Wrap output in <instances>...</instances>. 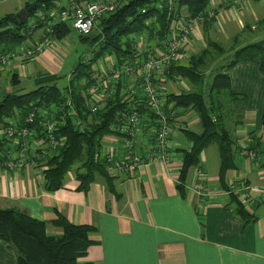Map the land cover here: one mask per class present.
<instances>
[{"label":"trees","instance_id":"trees-1","mask_svg":"<svg viewBox=\"0 0 264 264\" xmlns=\"http://www.w3.org/2000/svg\"><path fill=\"white\" fill-rule=\"evenodd\" d=\"M59 2L60 0H25L23 7H33L28 12V17L33 16L37 9H41L48 20L51 19L52 13L57 12ZM157 2L159 3L160 0H128L113 13L104 15L97 29L90 35H79L80 41L89 43L91 46L97 45V47L92 50L86 61L80 62L79 66L71 72L69 82L61 89L57 84L60 76H51L48 77L49 80L38 81L34 89L22 92V88H17L20 83L17 72L11 74V91L0 95V125L4 124L5 119L9 117H16L22 123L24 117L34 108L49 109L54 106L50 110L53 114L52 118L61 122L56 135L66 137V142L54 150L51 157L45 159L44 188L46 190L55 191L63 187L67 180V171L73 170L75 179L79 181L76 190L87 192L90 184L97 177H101L108 192L118 196L115 176L107 171V165L104 158L100 156V150L105 136H123L116 127L124 123L135 100L128 94H121L120 86L117 85L116 93L111 95V99L96 112H90L85 105L83 92L95 83L96 69L91 67V62H96L106 53L115 57V68L124 63H132L135 52L128 40L129 34L143 33L147 30L152 38L158 26V34L163 36L169 26L170 15H176L184 6L187 7L185 15L188 18L198 16L203 18L205 33L209 25L215 22L214 17H210L206 11L209 0H177L174 12L171 14H168L167 5L159 8ZM142 9H145V12H142ZM28 20L23 23L16 13H7L0 17V48L2 50H11L30 36L31 27ZM41 27L43 24L36 21L33 30ZM50 27L54 38L58 40L65 37L71 29L69 24L61 22L53 23ZM206 38L208 47L196 54H191L186 63L171 64L168 70L169 80L184 79L187 89L180 92L169 91L164 94L165 108L172 104L173 109H182L176 113V116L180 115V119L183 120L175 123L172 119L170 125L189 143L188 147L172 149L179 151L182 156L175 185L181 197H185V186L193 169L200 167L201 152L211 143L216 144L219 155V182L222 187L229 189L226 184V174L236 167L235 155L239 147L235 136L224 123V100L229 104L232 103L233 107H229L230 111L235 108L240 111L242 100L231 90L228 71L239 62H253L264 73L263 38L236 48L229 62L219 65L210 81H206L203 69L207 64L209 51L213 49L217 55L224 53V49L216 40L209 36ZM191 86L192 90H190ZM69 98L72 106L67 104ZM137 109L141 114L147 112L142 105H138ZM189 110L194 111L199 117L198 130L187 126L185 118ZM76 118L80 121L79 125H75ZM262 123L264 124V110ZM253 133L252 130L248 135L250 138L247 146L255 151L254 162H257L261 160V157L264 158V142H261L260 137H256ZM8 147L7 141L0 136V161L5 158ZM263 162L261 164L264 165ZM76 163L78 164L75 165ZM229 194L235 203L234 213L239 216L244 225L256 220V217L243 207L236 194L233 192ZM48 224L57 227L61 232L47 233ZM96 230V227L90 224L72 223L59 213L53 221L47 223L15 206L0 208V239L10 244L15 250L16 264H96L80 261V258L87 254L88 247L95 243L90 236Z\"/></svg>","mask_w":264,"mask_h":264},{"label":"crops","instance_id":"crops-1","mask_svg":"<svg viewBox=\"0 0 264 264\" xmlns=\"http://www.w3.org/2000/svg\"><path fill=\"white\" fill-rule=\"evenodd\" d=\"M6 1L0 0V4ZM15 1L23 7L25 0ZM240 1L239 15H234V19L233 16L230 19L232 13L223 3L219 5L217 15H221L225 27L227 23H235L239 16L244 18V23L258 21L256 6L262 9L264 2L259 1L262 5L255 2V5L254 0ZM242 31L239 27L236 33L239 35ZM20 68L24 67L13 63L9 69H0V87L10 90V78L4 79L2 84V73L11 75L13 69H17L21 79L24 72ZM47 68L54 73L53 68ZM228 73L231 90L242 100L241 120L234 134L239 147L235 155L236 167L226 174V184L229 188L233 183V188L227 190L219 182V155L216 145L210 144L200 154V167L207 176L205 186L214 194L199 196L185 186V197H181L175 185L182 156L172 149L188 147L189 143L176 132L170 163L148 161L133 178L115 176L118 196L108 192L101 177L90 184L87 192L76 190L78 181L74 178L57 190L48 191L33 170H6L0 164V208L15 206L47 223L59 213L72 223L95 226L97 230L90 236L95 243L88 247L80 261L96 264H264V205H251L249 213L256 220L244 225L234 213L235 203L229 194H236L242 182L264 185V166L263 174L257 173L256 164L245 161L239 151L249 142L252 130L253 135L264 142V73L253 62H239ZM43 77L51 76L45 74L34 82ZM191 126L193 124H189V128ZM192 174L193 171L190 177ZM46 232L57 234L61 230L48 224ZM16 262L13 247L0 239V264Z\"/></svg>","mask_w":264,"mask_h":264},{"label":"built area","instance_id":"built-area-1","mask_svg":"<svg viewBox=\"0 0 264 264\" xmlns=\"http://www.w3.org/2000/svg\"><path fill=\"white\" fill-rule=\"evenodd\" d=\"M127 1L60 0L57 12L52 13L51 19L48 20L43 11L37 9L33 17L28 20L29 27H31L29 33L35 31L33 28L36 26V21H40L43 24L41 28L46 32L45 36L42 39L27 37V46L21 42L11 50L0 48V69H6L14 62L23 63L37 58L54 40L51 24L67 23L78 35L85 36L98 27L103 14L113 13ZM232 5L235 7L237 0H234ZM141 11L145 12V9ZM182 16L170 15L169 26L163 36L158 34V28L154 30L152 51L144 48L147 38L144 32L130 33L129 38L136 51V58L132 63H124L116 68L114 59L113 61L109 59L111 65L109 74L102 72L95 76L94 85L86 92L85 105L90 112H96L105 103V98L116 90L119 83L122 85L128 79L133 81L127 86L126 94L132 96L135 103L124 123L116 127L123 133V136H106L100 150V156L104 158L110 175L124 179L133 178L148 161H161L167 165L170 163L171 151L169 149L172 148V139L176 133L170 122L172 119L175 123L183 120L180 119V115L176 116V113L182 109H173L172 104L164 107V86L157 85L156 80H165L170 65L182 62L188 52L193 49L194 42L199 39V30L196 26L198 17L183 20ZM143 53L146 58L138 60ZM136 79L137 81H134ZM176 83L180 91L187 89L183 80ZM138 105H142L147 112L141 114L137 109ZM193 112L192 110L187 111L185 121ZM79 124L80 121L76 118L75 125ZM37 129H41L48 137L47 143L36 138ZM55 130L56 121L40 108H34L29 112L22 123L16 117L5 119V123L0 125V136L7 141L9 147L6 149L5 158L0 161L1 166L12 171L21 169L27 171L30 168L45 170V159L51 157L53 151L65 143L64 138L59 139L54 135ZM240 154L249 162L256 158L255 151L249 149L247 145L240 148ZM206 180V173L201 167H196L186 187L199 196H210L214 192L205 186ZM233 187L234 184L231 183L229 188ZM219 193L222 191L219 190ZM236 194L245 209L250 210L251 205H264V185L253 186L242 182Z\"/></svg>","mask_w":264,"mask_h":264},{"label":"rangeland","instance_id":"rangeland-1","mask_svg":"<svg viewBox=\"0 0 264 264\" xmlns=\"http://www.w3.org/2000/svg\"><path fill=\"white\" fill-rule=\"evenodd\" d=\"M233 1L234 0H209V4L207 6L206 11L210 17H214L215 22L213 24L209 25V27H208L209 29L205 33L204 32L205 22L201 16H198V22L196 23V26H198V30H199V39L194 42L195 46H193V49L188 52L187 57L184 60H182V63H186L191 54H196L201 49H205L206 47H208L206 37L209 36L211 39L216 40L221 45V47L224 49V53L222 55H217L215 50L211 49L209 51L208 58H207V64H206L205 68L203 69L205 72V75H206V81L207 80L210 81L215 69L219 65H223V64H226L229 62V60L231 59V54L233 53V51L236 48H238L244 44L250 43L247 41L252 40L251 42H253V41H256V40L258 41V40L264 38V7L261 9L259 6H256L255 15H259L257 22L246 21L244 23V18L239 16L238 18L235 19V23L232 22L230 25L227 23V27H225V23H224L221 15H217L218 14V7L220 4L223 3V5H225L226 8L229 9L230 12L232 13V15H229L230 19L232 18V16L234 19V17H235L234 15H239L241 1L237 0V5L235 7L232 5ZM259 1H261V0H254V2L253 1L252 2L257 3ZM262 1L264 2V0H262ZM175 2H177V0H171V1L160 0V2L158 3V7L160 8L162 5H167L168 14H171V12H174ZM256 3H255V5H257V4L262 5L261 2H259L257 4ZM250 5H252V4H250ZM262 6H264V5H262ZM232 7L235 9H233ZM21 8L22 7H20L15 0H8V1L0 4V16H3L7 13H17ZM230 8H232V9H230ZM186 13H187V7L184 6V7L180 8L179 13L177 12L176 15H183L182 16L183 20L193 19V18H188L187 15H184ZM31 17H33V16L31 15ZM31 17L27 16V20L28 19L30 20ZM170 18H168L169 22H170ZM154 21H156V19H154ZM147 24H149V23H147ZM239 27L243 31L239 32V35H238L236 32H237V28H239ZM157 28H158V26H157ZM96 29L97 28L93 29L90 32V34ZM45 34H46V32L43 28H41V29L38 28L35 31L30 32L29 37H31L32 39H36V38L42 39L43 36H45ZM90 34H88V35H90ZM144 34L147 36L146 41L145 42L143 41L144 42V48H147L150 51H152L153 46H154V41L152 38H150L147 30L144 31ZM54 40L51 43V45H48L41 52V54L37 58H35L34 60L23 62V63L14 62L16 64L21 65V67H24V68H20L24 73L22 74V78L20 79V83L17 86V88H22L21 89L22 92H28V91L34 89L36 86V82H34V79L35 78L40 79L45 74H48L50 76H55V77L60 76L57 84H58L60 89L63 88V86L67 85V83L69 82L71 72L73 70H75L76 67L79 66L80 62L86 61L90 57L92 50L97 47V45L91 46V44H89V43H85V42L80 41L79 35L73 29H70L69 33L65 37H63L61 40H58L56 38H54ZM128 40L130 41L131 46H132V40H130L129 36H128ZM27 41H28V39H25L22 42V44L24 46H27ZM145 43H146V47H145ZM239 43H244V44H239ZM18 44H20V43H18ZM133 50L135 52L134 53V59H135L136 58V51H135V49H133ZM145 58H146L145 53H143L142 55H140V57H138V60L145 59ZM109 59H111L113 61V59H115V57L113 55H106V53H105V55L100 57V59L97 60L96 62L95 61L91 62L92 63L91 67L96 69L95 76H97L98 74H100L102 72H106L109 74L110 66H111ZM12 64H10L7 67V69H9ZM27 66H28V68H27ZM47 67H49L50 69L53 68L52 71H54V73H51ZM17 71H18L17 69H13V72H17ZM49 73H51V74H49ZM2 75H3V78H1V82L3 84V82L5 81L4 79L10 78L11 75L9 73H6V72L2 73ZM37 76H39V77H37ZM46 80H49L48 77H43V80H40V81H46ZM181 80H184V79L178 78L177 81H170L168 78V74H167V77L165 80H163V81H160V80L157 81L156 80V83H157V85L164 86L163 93L166 94V92H169V91L180 92L176 82H181ZM134 81H137V79ZM132 82H133L132 80L128 79V80L124 81V83L122 85L120 83L118 84L120 86L121 94L127 93L126 88ZM137 86H138V84H137ZM2 89H5V88L0 87V91ZM116 90H117V86H116ZM190 90H192V86H191ZM7 91H11V89L9 90V88H8ZM115 91L111 95H114L116 93ZM111 95H109L108 97L105 98L106 99L105 103L107 102V100L111 99ZM70 101H71L70 98L67 99V104L72 106V103ZM236 101H238V100H236ZM105 103L102 105V107L105 105ZM224 103H225L224 109H223V113H224V117H225L224 123H225L227 129H229L234 136L236 129H238V126H239L238 121H240V111L236 108L233 109L232 111H230L229 107L230 106L233 107L232 103L229 104L225 100H224ZM53 108H54V106L50 107L49 109L48 108H40V109H42V111H45L47 113V115L49 117H51V119L56 121V130L54 131V135L59 139L64 138L65 142H66L65 136H63V135L57 136L56 135V134H58V132H57L58 125L60 126L61 122L57 121L55 118H52L53 114L50 113V110H52ZM187 121H188V127H189V124H193V126H191V127H193L195 130L199 129V127H200L199 126V117L196 113H194V112L190 113L189 117L187 118ZM36 133H37L36 134L37 139H42L45 143L48 142V137L45 136L44 132H42L41 129H37ZM104 138H103V142H105ZM235 138H236V142H237L238 138L237 137H235ZM211 145H216V144L211 143ZM244 160L247 161L248 163L256 164V168L254 170L257 171V173L259 172V173L263 174L262 169H263L264 165L261 164L260 161L249 162L245 157H244ZM77 164L78 163H76L75 165H77ZM29 170H33L35 172L36 178L40 179L42 181L43 186H44V184H45L44 169L42 171H40L39 168H30L27 171H29ZM72 178L75 179L73 170L67 171V180L66 181L71 180ZM78 184H79V181H78ZM261 205H263V204H261Z\"/></svg>","mask_w":264,"mask_h":264},{"label":"water","instance_id":"water-1","mask_svg":"<svg viewBox=\"0 0 264 264\" xmlns=\"http://www.w3.org/2000/svg\"><path fill=\"white\" fill-rule=\"evenodd\" d=\"M33 9L32 6H29L28 8L22 7L17 13L16 16L19 18V20H21L23 23L26 22L27 20V16H28V12L31 11ZM6 90L2 89L0 91V95H5Z\"/></svg>","mask_w":264,"mask_h":264},{"label":"bare ground","instance_id":"bare-ground-1","mask_svg":"<svg viewBox=\"0 0 264 264\" xmlns=\"http://www.w3.org/2000/svg\"><path fill=\"white\" fill-rule=\"evenodd\" d=\"M103 15H107V14H103ZM100 20H101V19H100ZM100 20H99V22H100ZM24 40H25V39H24ZM24 40H23V41H24ZM23 41H22V42H23ZM87 91H88V90H87ZM87 91H84V92H83V96H84V97H85Z\"/></svg>","mask_w":264,"mask_h":264}]
</instances>
